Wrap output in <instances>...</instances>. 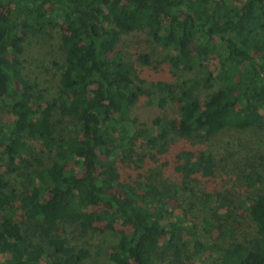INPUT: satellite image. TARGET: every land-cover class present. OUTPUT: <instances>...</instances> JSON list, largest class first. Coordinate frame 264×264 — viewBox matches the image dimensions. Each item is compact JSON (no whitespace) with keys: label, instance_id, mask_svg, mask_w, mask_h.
<instances>
[{"label":"trees","instance_id":"1","mask_svg":"<svg viewBox=\"0 0 264 264\" xmlns=\"http://www.w3.org/2000/svg\"><path fill=\"white\" fill-rule=\"evenodd\" d=\"M57 27L63 60H51L58 80L45 92L24 54ZM128 36L166 49L177 79L143 86L121 50ZM137 57L150 65L146 52ZM155 91L166 111L141 123L132 110ZM0 109V264H90L102 249L89 237L103 221L121 226L104 264H188L191 227L185 212L170 219L165 197L180 190L160 165L192 192L215 161L173 153V134L202 143L262 124L264 0H0ZM244 179L255 190L246 206L253 231L200 264H264L262 178ZM217 208L228 231L230 197Z\"/></svg>","mask_w":264,"mask_h":264},{"label":"rangeland","instance_id":"2","mask_svg":"<svg viewBox=\"0 0 264 264\" xmlns=\"http://www.w3.org/2000/svg\"><path fill=\"white\" fill-rule=\"evenodd\" d=\"M61 31L62 28L57 27L54 30H48L49 36H46L44 40L34 38L27 46L29 52L24 54V57L31 64V76L38 75V82L41 83L40 86L45 92L53 91L58 80L55 75L56 69L51 60L56 59L62 63L63 55L59 44ZM138 49L149 55L151 61L149 66H144L138 61ZM121 50L124 59L130 62L137 69L139 77L146 81L142 84L143 86L151 88V82L158 80L173 82L177 79L170 73L169 64L165 59L168 51L162 47H157L149 40L142 38L139 43H136L132 37H125ZM216 64L217 60L212 58L208 66L214 70ZM45 68L48 69L49 73L43 77L41 73ZM161 95L155 91L149 98L140 97L132 110V114L138 116L141 123L147 124H150L157 115H164L166 110L160 105ZM36 107L35 104L31 105V109ZM2 114L0 109V116ZM61 119L63 118L59 112L55 111L53 121L60 127H65L67 122L65 119L61 123L58 122ZM173 137V153L180 151L182 147L196 150L198 155L205 151L212 153L215 161L213 176L211 178L199 176L195 181H192V192H183L180 189L179 177L172 168L160 165L163 169L160 178L165 179L168 184H176L172 191L180 190L175 197H165L168 210L171 212L170 219L173 221L177 215L185 212L186 225L191 227L192 233L186 231L183 236V239L187 241L190 254L195 253L188 264H200L202 261L210 260L211 257L217 255L218 249L221 251L224 247H228L234 239H238L242 235H249L253 231V223L246 206L251 202L255 190L247 187L244 178L249 174H259L262 178V184H258L260 185L259 189L264 190V119L260 126L243 131L225 129L202 143L181 139L174 134ZM44 161H46L45 158ZM16 184L19 185L18 182ZM223 194L230 197L235 208L234 210L231 209L235 212L233 219L227 222L228 231L224 230L222 220L218 219L225 212L217 208ZM93 208H96V205L89 207V210H93ZM94 226L98 228V232L91 235L89 239L94 243V246H100L102 250L96 257H91L88 263L104 264L107 261L108 251L117 244L116 230L121 226L119 222L110 224L106 221L94 223ZM31 238L38 241L36 236L32 235ZM194 240L199 242L197 248H194ZM159 241L162 243L163 238Z\"/></svg>","mask_w":264,"mask_h":264}]
</instances>
